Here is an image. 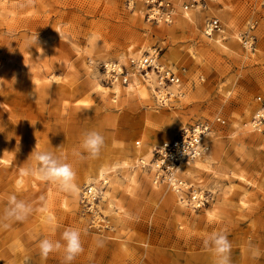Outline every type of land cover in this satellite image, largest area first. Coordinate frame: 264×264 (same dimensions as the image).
Wrapping results in <instances>:
<instances>
[{"label":"rangeland","instance_id":"rangeland-1","mask_svg":"<svg viewBox=\"0 0 264 264\" xmlns=\"http://www.w3.org/2000/svg\"><path fill=\"white\" fill-rule=\"evenodd\" d=\"M214 19L220 31L209 37L206 25ZM148 54L181 84L160 87L153 73L145 84L140 75L145 97L115 98L103 65L128 67ZM156 91L168 100L161 103ZM258 97L264 98V0H0V157L9 165L0 166V214L10 194L34 209L0 226V264H62V250L44 257L38 244L59 240L69 227L81 230L83 245L71 264H213L203 245L212 231L228 236L231 264H264ZM204 120L212 126L204 139L210 163L195 168L194 160L180 173L207 199L196 209L183 206L170 187L154 185L135 151L139 141L155 152ZM92 130L105 137L96 158L80 148ZM34 149L73 166L75 192L22 171ZM104 179L103 199L86 208L82 191Z\"/></svg>","mask_w":264,"mask_h":264},{"label":"built area","instance_id":"built-area-1","mask_svg":"<svg viewBox=\"0 0 264 264\" xmlns=\"http://www.w3.org/2000/svg\"><path fill=\"white\" fill-rule=\"evenodd\" d=\"M171 17V13L168 14V18ZM220 24L217 19L211 20L206 25L205 33L212 34L213 32L220 31ZM106 79L112 84L127 85L131 81L132 74L141 75L143 80L149 81L151 74H155L158 79V86L164 85H180L181 76L173 71L172 68L166 67L159 63V59L156 55H146L140 59H130L128 67L120 65L117 61L108 62L103 65ZM144 76V77H143ZM168 98H164L159 101L165 103ZM257 101L261 105V114L254 117V122L258 121V124L264 122V98L258 97ZM217 122L225 124L220 118H217ZM212 126L210 121H198L190 128L184 130L181 137L168 143L164 147H160L155 150L153 155L152 164L156 165L157 172L154 176V183L156 186L171 187L176 195H178L182 201H187L198 209L203 207L207 199L201 195L198 190L194 189L193 185H189L181 178V169L184 166H188L191 162L196 160L202 155L203 148L205 146L204 139L211 133ZM144 168H149L150 165L142 163ZM108 182L102 181V183L95 187L92 191L91 187L85 188L80 197L81 204L88 209H93L94 205L103 199Z\"/></svg>","mask_w":264,"mask_h":264},{"label":"clouds","instance_id":"clouds-1","mask_svg":"<svg viewBox=\"0 0 264 264\" xmlns=\"http://www.w3.org/2000/svg\"><path fill=\"white\" fill-rule=\"evenodd\" d=\"M30 45L37 43V36L29 41ZM105 137L99 131H88L84 134L80 148L88 158H96L104 146ZM77 152L76 155L82 156ZM28 166L22 171L26 175H33L39 179L56 184L61 191L75 192L77 185L76 172L73 166L65 162L61 155L47 150L34 149L27 159ZM8 202L0 214V226L8 227L11 222L23 221L34 211L30 202L18 199L16 195L10 194ZM203 245L213 256V264H231L232 244L228 236L221 231H212L203 239ZM42 256L47 257L53 251L63 253L62 264L71 262L83 251L82 233L79 228H66L59 240L48 238L41 239L38 244Z\"/></svg>","mask_w":264,"mask_h":264},{"label":"bare ground","instance_id":"bare-ground-1","mask_svg":"<svg viewBox=\"0 0 264 264\" xmlns=\"http://www.w3.org/2000/svg\"><path fill=\"white\" fill-rule=\"evenodd\" d=\"M207 34V33H206ZM209 37H211L212 35H213V33L212 34H207ZM138 54L139 53H137V54H135V55H137L138 56ZM139 76L140 75H138V74H132V79H131V81L126 85V86H122L121 84H113V86H114V88H113V90H114V93L116 94V97L115 98H121L123 95H124V93L127 95V96H129V98L131 99V98H135V97H137V96H142L143 95V97H145V95L144 94H146V86L147 85H144V83L142 82V76L139 78ZM153 76V75H152ZM155 76V75H154ZM50 77V76H49ZM52 77V76H51ZM144 77V76H143ZM155 80V79H154ZM156 81V80H155ZM151 82V81H150ZM149 83V81H147L146 82V80H145V84H148ZM151 84V83H150ZM158 84V83H157ZM102 85V84H101ZM100 84H98L97 83V85L95 84V87L97 88V90L99 91V92H101V93H104V94H106L107 92H108V89L106 88H103V86H101ZM159 85V84H158ZM144 86V87H143ZM153 87V86H152ZM123 89H124V91H123ZM165 89V88H164ZM176 90V89H175ZM155 91V90H154ZM163 91V90H162ZM161 91V92H162ZM178 92V91H177ZM180 92V91H179ZM156 93H157V95L159 94V92H157L156 91ZM180 94V93H179ZM125 95V97H127ZM147 96V95H146ZM128 98V99H129ZM157 98H159L158 100H160V99H162V95H160L159 94V96L157 97ZM127 99V98H126ZM164 99V98H163ZM261 109V108H260ZM259 109V111H260V113L258 112L257 113V115L256 116H258V115H260L262 112H261V110ZM255 122H257L256 123V125H258L259 126V124H258V121H255ZM177 136V134L175 133V132H171L170 133V139L172 140V139H174L175 137ZM207 136H209V135H207ZM212 138V137H211ZM140 142L138 141V143H136V147H137V150L135 151V155H136V158H137V161H138V163H140V164H145V165H150L151 167H150V169H151V175H152V177H150L151 179H152V183L155 185V183H154V181H153V179H154V176L156 175V172H157V168H156V165H153L152 164V161H153V155H154V150H146V149H143V148H141V146H140ZM205 145H206V143H205ZM165 146V144L164 145H162L161 147H164ZM203 150V156L201 155L200 157H198L197 158V160H195L194 161V163H193V166L195 167V168H199L200 166H204V164L207 162V163H210V162H208V159L210 158L209 156H210V154H209V152H208V147L207 146H204V148L202 149ZM135 158V159H136ZM206 165V164H205ZM0 166H2V167H9V165H8V162L4 159V158H1L0 157ZM126 166L128 167V168H131V167H133V166H131V164L129 163H126ZM142 168H144V166H141ZM206 167V166H205ZM145 169V168H144ZM201 169H203V168H201ZM105 170H104V166L102 167V168H99L96 172H95V176H97V179L99 180V179H101V178H104V176H105V174H106V172H104ZM105 180V179H104ZM134 180H136V179H134ZM132 182V181H131ZM136 184V182H133V184ZM134 184V185H135ZM171 188V187H170ZM94 190V188H92V191ZM171 192H172V194L174 193V191H172L171 190ZM176 197H178L179 198V196L178 195H176ZM178 201H181V204L183 205V206H186V204H185V202H187V201H182L181 200V198H179L178 199ZM110 205V204H109ZM122 211H124V210H122ZM125 212V211H124ZM115 214H117L118 215V210H117V212L115 213ZM1 257V256H0ZM2 260V259H1Z\"/></svg>","mask_w":264,"mask_h":264}]
</instances>
